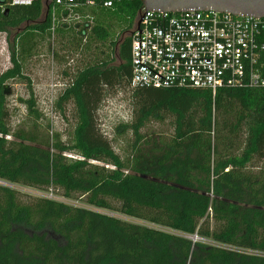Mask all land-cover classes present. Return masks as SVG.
<instances>
[{"label": "trees", "instance_id": "trees-1", "mask_svg": "<svg viewBox=\"0 0 264 264\" xmlns=\"http://www.w3.org/2000/svg\"><path fill=\"white\" fill-rule=\"evenodd\" d=\"M142 8L75 0L58 8L53 35L44 0H0V32L15 30L0 75V179L90 206L0 185V264H264V88H131L127 34ZM51 44L57 63L58 47L88 55L55 101L62 112L74 106L66 140L44 123L25 73ZM14 79L31 88L20 100L28 118L13 129L5 85ZM123 81L132 117L116 128L115 141L129 139L119 154L96 112L105 87ZM167 120L170 131L144 132Z\"/></svg>", "mask_w": 264, "mask_h": 264}, {"label": "built area", "instance_id": "built-area-1", "mask_svg": "<svg viewBox=\"0 0 264 264\" xmlns=\"http://www.w3.org/2000/svg\"><path fill=\"white\" fill-rule=\"evenodd\" d=\"M49 1L54 35L58 7L72 8L75 0ZM115 1L133 0H86V4L111 7ZM138 20L142 32L136 24L131 33V88L200 87L213 94L222 86L264 88V17L213 10L164 11V57L187 58H163V11L143 7ZM0 185L12 186L1 179ZM43 196L57 199L52 189Z\"/></svg>", "mask_w": 264, "mask_h": 264}, {"label": "rangeland", "instance_id": "rangeland-1", "mask_svg": "<svg viewBox=\"0 0 264 264\" xmlns=\"http://www.w3.org/2000/svg\"><path fill=\"white\" fill-rule=\"evenodd\" d=\"M122 23L126 24V21H122ZM135 26L136 23H134L131 32H128L127 35L131 36ZM118 29L119 28L116 27L117 31ZM120 29H123V27L121 26ZM14 35L15 30L11 33L0 32V75L12 66L10 60V46ZM56 46L55 44V47ZM56 50H60L59 54H64L65 62L63 64L57 63L56 51H54V46L51 44L50 48L39 50L32 60L26 64L25 73L31 80V87L37 99L38 108L43 114L42 118H44V123H49L52 130L61 132L63 139L66 140L69 138L70 131L72 130L74 106L70 102L65 106L64 112H62L55 108V101L58 99L59 90L63 88L65 83L70 82V74L73 75L76 68L81 66V59L87 58L88 55L82 50H77L75 47H71L66 51L58 47ZM66 72L68 75L65 74ZM8 86L9 95L7 96V102L11 113L10 125L14 129L25 118H28L27 108L20 100L29 98V90L31 87L20 79L9 80ZM131 107V92L125 81L110 88L105 87V95L96 112L97 122L101 132L109 140H112L113 146L119 154H122L123 151L128 148L129 139L121 138L120 141H115L116 128L120 123L127 122L132 117ZM170 130L171 126L167 120L162 124L155 121L150 123L147 128L144 129V132H166ZM12 186L35 195H45L50 192V190H39L17 185ZM53 194L57 200L72 205L90 207L81 200L65 198L59 192L53 191Z\"/></svg>", "mask_w": 264, "mask_h": 264}, {"label": "water", "instance_id": "water-1", "mask_svg": "<svg viewBox=\"0 0 264 264\" xmlns=\"http://www.w3.org/2000/svg\"><path fill=\"white\" fill-rule=\"evenodd\" d=\"M141 1L146 11L147 10L163 11V58H187V57H164V11H170L176 13L186 10H204V11L213 10L218 12H227L233 15H251L254 17H264V0H141ZM140 20H142V18ZM140 20H138L137 22L138 29L140 25ZM141 32L142 31L139 29V34ZM205 60L206 62H210L211 58H205ZM158 75L163 77L160 74ZM5 94L9 95L8 85H5ZM193 238H194L193 240L198 239L197 236H194Z\"/></svg>", "mask_w": 264, "mask_h": 264}, {"label": "crops", "instance_id": "crops-1", "mask_svg": "<svg viewBox=\"0 0 264 264\" xmlns=\"http://www.w3.org/2000/svg\"><path fill=\"white\" fill-rule=\"evenodd\" d=\"M49 3H50L49 0H45V1H44L45 9L47 10V12L49 11V6H48ZM59 7H60V6H59ZM59 7H58V8H59ZM57 12H58V9H57ZM138 17H139V14H138ZM138 17H137L136 22H135L136 24H137V22H138ZM41 49H42V50H46V49H48V45H45V46L42 47ZM41 49H40V50H41ZM46 55H47V53H46Z\"/></svg>", "mask_w": 264, "mask_h": 264}]
</instances>
